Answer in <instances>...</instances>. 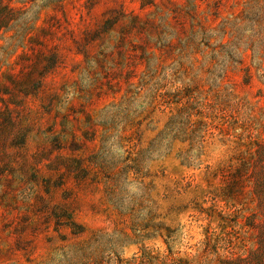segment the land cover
Listing matches in <instances>:
<instances>
[{"label": "rangeland", "instance_id": "obj_1", "mask_svg": "<svg viewBox=\"0 0 264 264\" xmlns=\"http://www.w3.org/2000/svg\"><path fill=\"white\" fill-rule=\"evenodd\" d=\"M0 264H264V0H0Z\"/></svg>", "mask_w": 264, "mask_h": 264}]
</instances>
